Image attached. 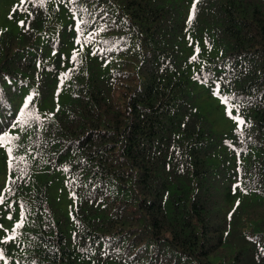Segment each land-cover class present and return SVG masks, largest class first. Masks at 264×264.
I'll use <instances>...</instances> for the list:
<instances>
[{
    "label": "trees",
    "instance_id": "obj_1",
    "mask_svg": "<svg viewBox=\"0 0 264 264\" xmlns=\"http://www.w3.org/2000/svg\"><path fill=\"white\" fill-rule=\"evenodd\" d=\"M8 2L0 264H264V0Z\"/></svg>",
    "mask_w": 264,
    "mask_h": 264
},
{
    "label": "snow or ice",
    "instance_id": "obj_2",
    "mask_svg": "<svg viewBox=\"0 0 264 264\" xmlns=\"http://www.w3.org/2000/svg\"><path fill=\"white\" fill-rule=\"evenodd\" d=\"M25 2V0H21V4H23ZM195 7V5L193 6V8ZM189 19L191 20V16L189 17ZM21 24H23V22L21 21L20 22ZM104 28L103 26L100 27L99 31H103ZM76 58V53H73V59L75 60ZM194 58V57H193ZM28 100L30 101L31 100V97L28 98ZM225 103H227V100L225 99ZM27 106V104L25 105ZM228 111V114L231 115V111L230 110H227ZM239 123H243V121H239ZM13 127H15V125H13ZM9 140V136H8V133L5 132L3 135H0V144H3L5 142H7ZM11 151V149H9V152ZM0 202H2V197H0ZM20 227V223L18 222L14 228H13V234L10 235V236H7L5 239L6 240H11V239H14L15 238V228H18Z\"/></svg>",
    "mask_w": 264,
    "mask_h": 264
},
{
    "label": "rangeland",
    "instance_id": "obj_3",
    "mask_svg": "<svg viewBox=\"0 0 264 264\" xmlns=\"http://www.w3.org/2000/svg\"><path fill=\"white\" fill-rule=\"evenodd\" d=\"M7 6L8 7H11V2H10V0H9V2H8V4H7ZM202 64V62H197L196 63V66H200ZM203 87L205 88V89H208V87L206 86V84L204 83L203 84ZM213 89V91H211L212 92V94L215 96L216 94H218V96L216 97V101H218V102H221V100H222V97H223V94L222 93H219L218 92V90L217 89H215V88H212ZM202 98V97H201ZM206 107H208V106H206ZM232 118H234V117H230V119H232ZM233 121V120H232ZM232 121H230V123H228L227 122V126H229V125H231L232 127H236V126H239V120L237 119V120H235V118H234V121L232 122Z\"/></svg>",
    "mask_w": 264,
    "mask_h": 264
}]
</instances>
